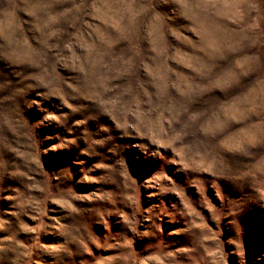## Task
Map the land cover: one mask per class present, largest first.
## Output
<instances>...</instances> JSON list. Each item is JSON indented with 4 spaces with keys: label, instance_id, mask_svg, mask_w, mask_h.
I'll return each instance as SVG.
<instances>
[{
    "label": "rangeland",
    "instance_id": "rangeland-1",
    "mask_svg": "<svg viewBox=\"0 0 264 264\" xmlns=\"http://www.w3.org/2000/svg\"><path fill=\"white\" fill-rule=\"evenodd\" d=\"M0 264H264V0H0Z\"/></svg>",
    "mask_w": 264,
    "mask_h": 264
},
{
    "label": "clouds",
    "instance_id": "clouds-1",
    "mask_svg": "<svg viewBox=\"0 0 264 264\" xmlns=\"http://www.w3.org/2000/svg\"><path fill=\"white\" fill-rule=\"evenodd\" d=\"M31 9H35V13H40L43 16H47V9L50 7V5L47 4H34L30 6ZM25 10H29V6L22 4V3H7L5 4V16L6 18L8 17H13L15 16V13L18 11H25ZM33 11L29 10V14L33 15L35 14ZM7 26V25H6ZM43 27V25H42ZM13 30L14 31H19V24L18 23H14L13 24ZM48 35H51V33H49ZM36 51L38 54H40L41 56L43 55V49H37V50H33ZM13 54H20V55H24L27 53H17L15 50L13 51Z\"/></svg>",
    "mask_w": 264,
    "mask_h": 264
}]
</instances>
